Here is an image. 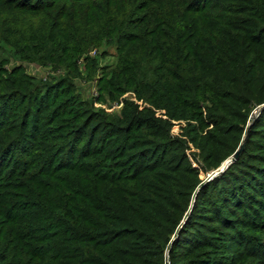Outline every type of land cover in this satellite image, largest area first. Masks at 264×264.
Instances as JSON below:
<instances>
[{
	"label": "trees",
	"instance_id": "obj_1",
	"mask_svg": "<svg viewBox=\"0 0 264 264\" xmlns=\"http://www.w3.org/2000/svg\"><path fill=\"white\" fill-rule=\"evenodd\" d=\"M0 53V264H264V0H0Z\"/></svg>",
	"mask_w": 264,
	"mask_h": 264
},
{
	"label": "rangeland",
	"instance_id": "obj_2",
	"mask_svg": "<svg viewBox=\"0 0 264 264\" xmlns=\"http://www.w3.org/2000/svg\"><path fill=\"white\" fill-rule=\"evenodd\" d=\"M87 55L90 58L95 59L94 65L91 66L94 72H90L87 69V65L84 61H82V57L79 60V76L73 78V83L75 87V91L79 94L80 99L82 100H94L93 107L102 109L106 113L112 115H118L122 108L124 100H131L138 104L140 107L145 106L142 101H138L132 91H127L122 95L118 96L116 100H109L104 96V94L100 91L99 80L110 68H112L116 63V54L115 50L109 45H101L100 47H93L89 50ZM7 56V53H0V60ZM16 60L10 57V62L8 64L3 65L4 68L12 69L16 66ZM24 71L27 75L33 77L36 80H49L55 81L60 75L63 73L58 70L47 69L41 66H38L34 63L26 64L24 66ZM161 111L157 112L160 113ZM253 114H256L255 111ZM180 126H184V122H174L171 132L176 135L180 132ZM194 166L195 163H193ZM208 173L200 172V178L202 182L209 178Z\"/></svg>",
	"mask_w": 264,
	"mask_h": 264
},
{
	"label": "water",
	"instance_id": "obj_3",
	"mask_svg": "<svg viewBox=\"0 0 264 264\" xmlns=\"http://www.w3.org/2000/svg\"><path fill=\"white\" fill-rule=\"evenodd\" d=\"M263 107H264V105H262L260 108H263ZM256 115H257V113H256ZM249 124L250 123L247 124V128H246L245 134H244L242 142L240 143L238 148L233 152V154L228 159L223 161L222 164L216 170L210 172L209 178L206 179L205 181H203L202 185L205 182L211 180L213 177L219 175L231 162H233L234 160H236L238 158V155L240 154V152L242 151V149H243V147L245 145V140L247 138V132H248V129H249V126H250Z\"/></svg>",
	"mask_w": 264,
	"mask_h": 264
}]
</instances>
